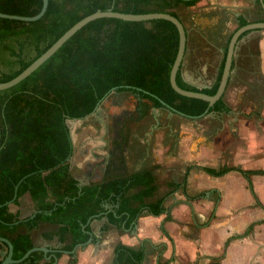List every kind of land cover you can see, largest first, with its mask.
Returning <instances> with one entry per match:
<instances>
[{"label": "trees", "instance_id": "trees-1", "mask_svg": "<svg viewBox=\"0 0 264 264\" xmlns=\"http://www.w3.org/2000/svg\"><path fill=\"white\" fill-rule=\"evenodd\" d=\"M199 1L49 0L47 11L36 21L0 17V82L19 75L75 23L97 10L162 12L181 20L179 9ZM42 4L43 0H0V12L34 16ZM246 24V20L239 21V27ZM228 42L212 88L198 89L185 82L182 67L177 74L178 85L214 95L223 73ZM178 47L179 31L171 21L99 18L74 34L25 80L0 90V236L12 242L14 259L34 247L30 231L40 222L59 226L44 235L48 239L58 236L62 242L70 238L65 249L71 251L89 239V220L93 217L106 214L110 224L131 228L146 210L155 216L164 213L163 199L148 202L157 192L151 169L110 176L112 166L123 162L126 134L121 143L116 142L117 149L103 181L80 187L70 169L74 148L68 121L91 115L114 89L131 93L143 109H162L164 101L191 117H199L207 109L228 112L223 98L209 108L208 102L180 95L172 88L170 73ZM120 169L125 170L121 165ZM233 169L248 178L257 173L233 167L205 168L214 176ZM249 188L255 195L251 183ZM16 191L14 202L30 192L40 211L34 218L17 223L18 214L10 212L7 204ZM24 228L29 232H23ZM144 255L143 247L119 243L115 264H141ZM41 258L42 252L36 251L17 264H38Z\"/></svg>", "mask_w": 264, "mask_h": 264}, {"label": "crops", "instance_id": "crops-1", "mask_svg": "<svg viewBox=\"0 0 264 264\" xmlns=\"http://www.w3.org/2000/svg\"><path fill=\"white\" fill-rule=\"evenodd\" d=\"M263 4L264 0H200L192 7L182 8L185 18H180L188 33L182 66L184 79L193 81L194 73L201 71L196 65L190 66L188 60L195 58L199 49L208 47L210 39L219 36L227 40L240 20L263 22ZM252 42L253 53L246 49ZM246 53L257 57V72L255 78L233 73V105L227 102L232 109L228 114L219 119L211 114L186 118L179 127L170 120L155 119L149 134L141 138V151L127 156L126 141L123 162L114 164L117 170L114 166L110 169V176L151 169L157 192L148 202L163 199L164 213L155 216L146 210L131 228L110 224L106 214L93 217L88 232L89 238L93 234V240L73 254L71 251L78 244L73 250H66L70 238L62 242L58 236L48 239L44 235L59 226L40 222L30 231L34 246L66 251L56 254L55 264H115L119 243L143 247L141 264H264V29L248 32L240 39L235 54L238 64ZM202 71H207L206 65ZM163 109L171 115L178 114ZM163 109L151 107V112L156 115ZM70 133L73 176L87 184L103 181L114 150H110L106 140L101 143L85 135L76 142ZM127 139L131 141L130 136ZM99 149L102 151L95 154ZM223 167L257 173L248 178L237 169L221 176L205 170ZM9 210L25 222L35 217L32 216L37 208L30 192H26L9 205ZM23 232H29L28 228ZM52 263L54 259L47 260L42 252L38 264Z\"/></svg>", "mask_w": 264, "mask_h": 264}, {"label": "water", "instance_id": "water-1", "mask_svg": "<svg viewBox=\"0 0 264 264\" xmlns=\"http://www.w3.org/2000/svg\"><path fill=\"white\" fill-rule=\"evenodd\" d=\"M49 4V0H43L42 8L40 12L34 16H22V15H16V14H7L0 12V17L2 18H8V19H17L22 21H36L40 19L45 12L47 11ZM264 7V4H263ZM99 18H118L125 21H150L154 19H164L171 21L173 24L176 25L178 31H179V47L178 52L175 58V61L173 63L171 73H170V83L172 88L179 93L180 95L190 97V98H197L204 100L209 103V107H212L215 105V103L220 100L226 91L228 82L230 80L231 72H232V65L233 60L235 57V52L237 48V43L239 39L242 37L243 34L246 32H251L253 30H261L264 29V21L263 22H251L244 26L239 27L234 34L232 35L225 66L222 74V78L219 84V87L217 89V92L214 95H209L204 92L200 91H191L181 88L177 83V74L180 70V68L183 66L186 52H187V45H188V33L187 29L184 25V23L177 17L169 14V13H162V12H155V13H146V14H132V13H122L118 11H114L112 9H108L106 11L97 10L96 12L87 15L77 23H75L71 28H69L55 43H53L40 57H38L35 61H33L25 70H23L19 75L11 79L7 82H0V90H6L11 87H14L15 85L19 84L23 80H25L27 77H29L33 72H35L41 65H43L49 58H51L74 34H76L80 29H82L85 25L90 23L93 20L99 19ZM116 90L114 89L113 92ZM102 102V101H101ZM97 105L95 108V111H100V104ZM162 104L168 108L172 113L178 112L175 108L169 106L164 101H162ZM208 113V109L205 111V114ZM180 115L185 116L183 113L179 112ZM87 117V116H86ZM69 126V124H68ZM70 128V126H69ZM86 181L84 179H79V185L82 187L83 185H86ZM17 198V191L15 193L14 199L10 202H8V205H11L14 200ZM40 211L36 210L32 217L36 216ZM92 218L90 219V221ZM24 219L19 218L17 223L23 222ZM93 240V234H90V238L85 243L78 244L71 253H75L76 250L81 247L89 244ZM36 251H42L45 254V258L47 260L54 259L55 264L58 260L57 253L58 252H66L64 250H56V249H50L49 247H42V246H34L33 248L29 249L21 258L14 259V247L12 242L3 237L0 236V264H17L25 261L32 253ZM69 253V252H67Z\"/></svg>", "mask_w": 264, "mask_h": 264}, {"label": "rangeland", "instance_id": "rangeland-1", "mask_svg": "<svg viewBox=\"0 0 264 264\" xmlns=\"http://www.w3.org/2000/svg\"><path fill=\"white\" fill-rule=\"evenodd\" d=\"M181 16L185 15L182 12V8L179 9ZM251 47L255 48L254 42L251 43ZM210 74H208V77ZM233 88L228 92L227 99L231 98V104L233 105ZM99 113L93 116H88L81 120H69L68 124L72 132L73 139L77 142L78 139L82 140V137L89 135L95 140L108 142L110 150H114V138L118 139L117 132L120 131L122 121L129 115L131 120L126 124V136L131 137V141L127 139V149L129 153L127 156L133 157L137 152L141 151V138L150 131V125L153 124L155 119L166 122H170L174 125L180 124V121H185L186 118L179 114H169L167 110H159L156 115H153L151 108H140L135 97L129 92H112L101 105ZM107 121L102 124L100 121ZM134 120H142V122H134ZM114 124L118 128L114 127ZM186 124V123H184ZM191 124V123H190ZM174 128V127H173ZM179 131L180 129L177 128ZM164 131V130H161ZM119 133V132H118ZM157 132H153L155 136ZM163 133V132H162ZM177 136L179 133H176ZM164 135V133H163ZM130 141V144H129ZM139 150V151H138ZM102 150H95V154Z\"/></svg>", "mask_w": 264, "mask_h": 264}, {"label": "flooded vegetation", "instance_id": "flooded-vegetation-1", "mask_svg": "<svg viewBox=\"0 0 264 264\" xmlns=\"http://www.w3.org/2000/svg\"><path fill=\"white\" fill-rule=\"evenodd\" d=\"M234 32L232 33V35L234 34ZM232 35H231V37H232ZM243 35H242V37H243ZM231 37H230V39H231ZM228 38H227V40H223V38H221L219 36H215V38L209 40V41H211V43L209 44L208 47H206V48L203 47V48L199 49L196 52V54H195V58L192 57L190 59L191 61L188 60V62H189L190 66L196 65V69H198V67H200L201 71L194 73V75L192 77V78H194L193 81L192 80H190V81L185 80L184 77H183V74H182V77H183L184 81L187 82L188 84L198 88V89L212 88L213 85L215 84V82L217 80V77H218V74H219V68H220L221 61H222V59L224 57V49H225L226 43L228 42ZM240 39H239V41H240ZM239 41H238V43H239ZM229 42H230V40H229ZM229 42H228V46H229ZM238 43H237V46H238ZM247 48H248V50H250L249 52H251V50L252 51L255 50L254 48L251 47V44H249L248 47H246V49ZM227 51H228V49H227ZM236 51H237V48H236ZM235 54H236V52H235ZM226 56H227V53H226ZM235 57H234V60H233L232 72H231L230 80L228 82V85H227L226 91L224 93V96L222 97L224 99L226 105L228 106L229 111L228 112L219 113V112H214V111L209 112V109H208V113L207 114H205V112H204V114H202L199 117L186 116L185 114H184L185 116H183V117L189 118V119H198V118H202V117H204V116H206L208 114H211L212 117H215V118L219 119V118H222L223 115L228 114L232 110L231 107L228 105L229 103H227L228 101L231 102V100L227 99V96H228L229 90L231 88H233V73L234 74L247 75L249 78H251V77L255 78V75H256V72H257V67L259 65V63H258V61L256 59L257 57L254 58L251 55V53L250 54L246 53L245 56L242 57L241 64L237 63ZM225 61H226V57H225ZM205 65L207 66V71L204 73L202 71V68H204ZM224 66H225V64H224ZM208 74H210L209 77H208ZM221 78H222V75H221ZM220 81H221V79H220ZM140 108H142V107H140ZM164 108H166V107L164 106ZM174 113H178L179 114V112H174ZM130 120H131V118L128 115L122 121V125H121V128H120V131H118L119 133L117 132L118 139H116V137H115L114 141H113L114 150L117 149V143H116L117 140L120 139L119 141H121V138L126 134V124ZM100 122L102 124H104V125H105V123H107V121H105V120L100 121ZM117 125H119V124H117ZM117 125L114 124V127L118 128Z\"/></svg>", "mask_w": 264, "mask_h": 264}]
</instances>
